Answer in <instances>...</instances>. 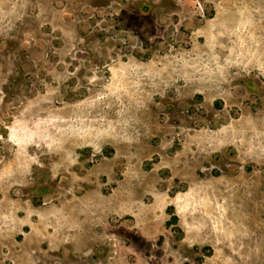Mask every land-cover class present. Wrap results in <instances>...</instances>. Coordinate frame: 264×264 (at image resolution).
Instances as JSON below:
<instances>
[{"label": "rangeland", "instance_id": "1", "mask_svg": "<svg viewBox=\"0 0 264 264\" xmlns=\"http://www.w3.org/2000/svg\"><path fill=\"white\" fill-rule=\"evenodd\" d=\"M0 264H264V0H0Z\"/></svg>", "mask_w": 264, "mask_h": 264}, {"label": "trees", "instance_id": "2", "mask_svg": "<svg viewBox=\"0 0 264 264\" xmlns=\"http://www.w3.org/2000/svg\"><path fill=\"white\" fill-rule=\"evenodd\" d=\"M172 217H173V221H177V218H176V216L174 215V213H171L170 214ZM170 223L169 222H167V225H169ZM176 225V224H175Z\"/></svg>", "mask_w": 264, "mask_h": 264}]
</instances>
